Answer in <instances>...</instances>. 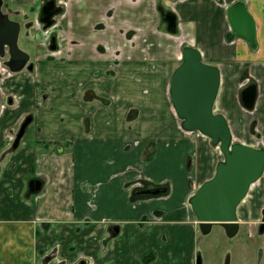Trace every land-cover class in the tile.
Wrapping results in <instances>:
<instances>
[{
	"label": "crops",
	"instance_id": "0c3cea01",
	"mask_svg": "<svg viewBox=\"0 0 264 264\" xmlns=\"http://www.w3.org/2000/svg\"><path fill=\"white\" fill-rule=\"evenodd\" d=\"M43 1L3 0V11L24 29V39L26 23ZM236 1L253 18L254 52L229 26L227 8ZM57 4L60 52L51 55L39 34L27 50L35 75L24 69L1 84L0 264H164L175 259L169 225L188 230L185 257L193 264L199 228L187 202L213 176L220 152L209 139L180 128L168 94L170 77L180 47L192 46L204 62L218 66L220 85L227 84L233 98V111L217 104L215 112L236 118L248 111L239 91L254 81L257 98L249 112L264 118V0ZM158 6L176 16L175 36L167 32ZM10 94L17 102L7 101ZM27 115L31 121L13 148L11 140ZM32 179L42 187L27 196ZM258 183L264 185V172ZM147 184L169 191L135 194ZM176 186L181 190L176 205L160 206L172 199ZM176 212L182 219L167 218ZM114 226L119 230L112 238Z\"/></svg>",
	"mask_w": 264,
	"mask_h": 264
},
{
	"label": "water",
	"instance_id": "95a60500",
	"mask_svg": "<svg viewBox=\"0 0 264 264\" xmlns=\"http://www.w3.org/2000/svg\"><path fill=\"white\" fill-rule=\"evenodd\" d=\"M0 0V56L8 49L9 59L5 66L10 72L22 70L29 59L17 46L20 24L2 11ZM161 19L167 24V32H176V17L172 12L158 7ZM61 9L55 0H46L41 6L39 22L48 28ZM229 26L238 39L244 40L251 51L257 50L255 24L242 1H236L227 8ZM55 39V37H53ZM220 88V71L217 65L202 60L201 53L194 47L184 46L179 65L171 74L169 99L180 128L188 133L197 132L210 140L222 156L216 164L213 176L202 183L189 197L188 205L198 224L201 234L207 235L213 225H219L228 237H233L239 228L237 209L247 197L248 192L264 172V147H253L234 141L228 122L223 115L215 112V103ZM257 98V86L249 81L239 91L241 106L252 111ZM31 118L23 121L13 148L30 123ZM42 182L32 179L28 183V193L36 194L41 190ZM167 187L147 184L146 189L136 192L139 196H160L168 193ZM118 227L109 229L110 235L118 234ZM258 233H264V210ZM77 264H87L80 260ZM195 264H202L197 254Z\"/></svg>",
	"mask_w": 264,
	"mask_h": 264
},
{
	"label": "rangeland",
	"instance_id": "374dc122",
	"mask_svg": "<svg viewBox=\"0 0 264 264\" xmlns=\"http://www.w3.org/2000/svg\"><path fill=\"white\" fill-rule=\"evenodd\" d=\"M9 19L12 20L11 17ZM23 31L24 29L22 28L19 33L17 46L21 51L28 53V46L36 41V39H33L35 32L32 30L29 34L30 38H25L27 41L25 42ZM30 61H33L31 56ZM25 71L28 72L27 70ZM30 73L34 76L33 72ZM50 92L51 89L49 88L42 94V98ZM231 99L233 100L229 92H227V84L221 83L215 107L218 104L227 111H233ZM220 114L223 115L222 113ZM225 119L228 122L230 130L232 131L233 129V132L238 135L234 136V141L256 148L264 147V137L261 136L262 133L264 134L262 131L264 129V118H256L249 111H245V113L236 114V118ZM252 121L256 122V127L255 132L250 133V124ZM238 128H242L243 130H239ZM219 159H222L221 154L219 155ZM258 185L259 183L257 181L251 186L247 197L239 207V232L234 238L229 239L224 236L222 228L219 225L213 226L207 235L196 232L197 242L195 243V254L200 255L202 264H226L227 256L229 259L228 264H264V234L260 235L258 233V224L262 222L263 217L261 212L264 210V185L262 187H258ZM170 190H172L170 191L172 193L173 189L171 188ZM180 195L181 190L176 186L172 199L162 203L160 206L174 207ZM181 217L182 214L178 212L174 215L167 216L170 219H182ZM181 231H183V235L177 234L179 232L181 233ZM187 232V229L182 230L180 226L174 227L169 225L167 237L169 238V249H172L175 254V259L170 258V262H173V264H188L185 254L188 253L191 244H189V235H187ZM172 251L170 250L169 254ZM170 262L167 261L164 264H171Z\"/></svg>",
	"mask_w": 264,
	"mask_h": 264
},
{
	"label": "flooded vegetation",
	"instance_id": "af4514ba",
	"mask_svg": "<svg viewBox=\"0 0 264 264\" xmlns=\"http://www.w3.org/2000/svg\"><path fill=\"white\" fill-rule=\"evenodd\" d=\"M45 1L46 0H44L43 2H42V4H41V6L45 3ZM55 3H56V6L57 7H59L60 9H61V12H60V14L58 15V16H60L61 15V13H62V8H61V6L60 5H58L57 4V0H55ZM41 6L39 7V9H38V11H37V13H36V16H35V18L32 20V22H27L26 24V28H28V32H27V36H26V38H30V36H29V34L31 33V31L33 30L34 32H35V35L33 36V39L35 40L36 39V41H37V39H39L38 37H39V34H41V40L43 41L44 40V43H43V46L44 47H46L47 48V50L49 51V52H51V55H55V54H57V53H59L60 51H59V46H58V44H57V38H56V32L54 31V27H55V24H56V18L58 17V16H56V17H54L53 18V20H54V23H53V25L52 26H50V27H48V28H44V25L43 24H41L40 22H39V15H40V10H41ZM159 7V6H158ZM2 11H3V5H2ZM167 11V10H166ZM170 12V11H169ZM3 13L4 14H6L4 11H3ZM173 13V12H172ZM174 14V13H173ZM7 16H8V14H6ZM9 17V16H8ZM176 17V16H175ZM165 25H166V29H167V24L165 23ZM20 30H21V26H20ZM232 31V30H231ZM38 32H41V33H38ZM177 32H178V26H177V18H176V32L174 33V34H171V33H169V34H171V35H173V36H175L176 34H177ZM20 33V32H19ZM19 37V36H18ZM53 37H55V39H53ZM241 40V39H240ZM18 41V40H17ZM35 41V42H36ZM244 41V40H243ZM245 42V41H244ZM247 44V43H246ZM248 45V44H247ZM184 46H188V45H185V44H183L181 47H180V57H179V62H178V65H179V63H180V61H181V56H182V49H183V47ZM192 47V46H191ZM199 51V50H198ZM4 56L2 57V56H0V96H2L1 94H2V89H1V84H2V82L4 81V77L5 76H9V75H11L12 73H14V72H10L9 71V69L5 66V62L9 59V55H8V49L7 48H5L4 49ZM27 55H28V57H29V59H28V61H27V64H26V66L22 69V70H27L29 73L30 72H33L34 73V75H35V72H36V67H35V64H34V62L33 61H30V56H29V54L27 53V52H25ZM177 65V66H178ZM176 66V67H177ZM21 71V70H20ZM174 71V70H173ZM16 73V72H15ZM32 74V73H31ZM248 75V74H247ZM247 84V83H246ZM244 86V85H243ZM6 97V99H7V101H9V102H17V99L15 98V96L13 95V94H10V95H7V96H5ZM27 118H32L30 115H27L26 117H25V119L24 120H26ZM255 127H256V122L255 121H252L251 122V124H250V133H252V132H255ZM20 128H21V126L19 127V129H18V131L20 130ZM18 133V132H17ZM24 133H25V131H24ZM24 133H23V136H24ZM17 135V134H16ZM22 136V137H23ZM262 136V135H261ZM22 137H21V139H22ZM15 138H16V136L15 137H13V139L11 140L12 141V146L14 145V142H15ZM20 139V140H21ZM20 140H19V142H20ZM19 144V143H18ZM18 146V145H17ZM162 187H164V186H162ZM144 189H146V187H144V188H142L141 190H144ZM138 191H140V190H136V192H138ZM135 192V193H136ZM192 213V212H191ZM262 216H263V210H262ZM239 221V220H238ZM261 224V222L258 224V227H259V225ZM197 227H198V225H196ZM213 226H215V225H213ZM213 226H212V228H213ZM219 227H221V226H219ZM199 228V227H198ZM211 228V229H212ZM222 228V227H221ZM222 231H223V234H224V236H226L227 238H229V239H232V238H234L237 234H238V232H239V228H238V231H237V233L233 236V237H228L227 235H226V233H225V230L222 228ZM199 233H200V230H199ZM210 233V232H209ZM208 233V234H209ZM264 234V233H263ZM263 234H260V235H263ZM203 235V234H202ZM111 236V235H110ZM112 237V236H111ZM113 238V237H112ZM196 256H197V254H195ZM196 256L194 257V263L193 264H195V259H196ZM228 256H227V258H226V264H228ZM87 263H88V261L87 260H85Z\"/></svg>",
	"mask_w": 264,
	"mask_h": 264
}]
</instances>
